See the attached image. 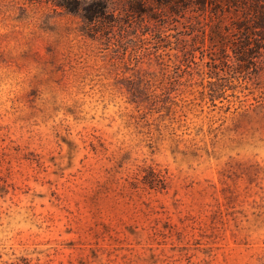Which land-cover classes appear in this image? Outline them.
Returning <instances> with one entry per match:
<instances>
[{
    "label": "rangeland",
    "instance_id": "obj_1",
    "mask_svg": "<svg viewBox=\"0 0 264 264\" xmlns=\"http://www.w3.org/2000/svg\"><path fill=\"white\" fill-rule=\"evenodd\" d=\"M177 1L0 0V264H264V0Z\"/></svg>",
    "mask_w": 264,
    "mask_h": 264
},
{
    "label": "trees",
    "instance_id": "obj_2",
    "mask_svg": "<svg viewBox=\"0 0 264 264\" xmlns=\"http://www.w3.org/2000/svg\"><path fill=\"white\" fill-rule=\"evenodd\" d=\"M156 1H159L160 3L165 4L166 6H168V8L170 9V12H172L174 14H178L179 13V11L177 9L179 7V4H178L177 0H156ZM202 2L203 1H199V4H201V6H202ZM196 4H197V2H196ZM57 5H59L61 7H64L66 9H68V10H75V9H72V8H74L73 7L74 5H71V4L57 3ZM259 15H260V13H259ZM86 18H88V17L86 16ZM223 46H224V48H221V51L224 53L226 45L223 44ZM218 96H219L218 93H210V99L211 100L217 98Z\"/></svg>",
    "mask_w": 264,
    "mask_h": 264
}]
</instances>
